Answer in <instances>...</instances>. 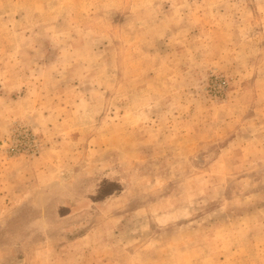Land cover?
Returning <instances> with one entry per match:
<instances>
[{
    "label": "rangeland",
    "instance_id": "1",
    "mask_svg": "<svg viewBox=\"0 0 264 264\" xmlns=\"http://www.w3.org/2000/svg\"><path fill=\"white\" fill-rule=\"evenodd\" d=\"M0 264H264V0H0Z\"/></svg>",
    "mask_w": 264,
    "mask_h": 264
}]
</instances>
